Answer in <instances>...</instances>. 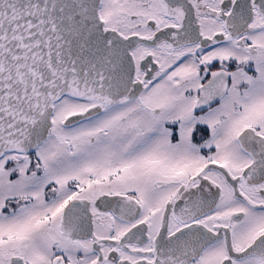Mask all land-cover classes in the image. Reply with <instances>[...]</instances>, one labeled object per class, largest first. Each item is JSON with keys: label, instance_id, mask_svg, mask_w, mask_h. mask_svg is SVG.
Segmentation results:
<instances>
[{"label": "flooded vegetation", "instance_id": "af4514ba", "mask_svg": "<svg viewBox=\"0 0 264 264\" xmlns=\"http://www.w3.org/2000/svg\"><path fill=\"white\" fill-rule=\"evenodd\" d=\"M99 11L129 77L114 96H63L37 147L0 157V264H264V0ZM139 141L137 187L119 168L54 173L84 147Z\"/></svg>", "mask_w": 264, "mask_h": 264}, {"label": "water", "instance_id": "95a60500", "mask_svg": "<svg viewBox=\"0 0 264 264\" xmlns=\"http://www.w3.org/2000/svg\"><path fill=\"white\" fill-rule=\"evenodd\" d=\"M100 1L0 0V157L37 147L63 96L120 92L128 59L103 32Z\"/></svg>", "mask_w": 264, "mask_h": 264}, {"label": "rangeland", "instance_id": "374dc122", "mask_svg": "<svg viewBox=\"0 0 264 264\" xmlns=\"http://www.w3.org/2000/svg\"><path fill=\"white\" fill-rule=\"evenodd\" d=\"M238 74H236L237 76ZM263 78V72L260 78ZM262 80V79H261ZM168 112H165L167 114ZM98 137V136H96ZM86 135L82 134L77 139L80 144L86 141ZM53 138H48L41 149L46 150L45 147L52 146L55 144ZM142 141V140H141ZM57 148V147H56ZM58 149V155H61V149ZM109 149V148H108ZM110 152L106 153L99 150L97 146H87L82 149L81 152L74 154L71 158L67 159L66 162L70 165L69 169H59L55 171V174H67L72 173L73 170L76 172L84 173L86 171L97 172L104 168L121 169L122 177L120 178L121 183L124 187L133 188L137 187L140 179H144L150 172V151L144 142H137L134 145L128 146L125 144L117 145L116 148H110ZM55 155V153H54ZM28 179V176H24L16 181V185H7L6 190H17L24 189V182ZM11 221L12 218H6Z\"/></svg>", "mask_w": 264, "mask_h": 264}, {"label": "bare ground", "instance_id": "6f19581e", "mask_svg": "<svg viewBox=\"0 0 264 264\" xmlns=\"http://www.w3.org/2000/svg\"><path fill=\"white\" fill-rule=\"evenodd\" d=\"M50 147H51V146L45 147L46 151L49 152V151H50Z\"/></svg>", "mask_w": 264, "mask_h": 264}]
</instances>
